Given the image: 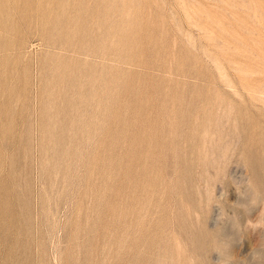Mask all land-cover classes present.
<instances>
[{
	"label": "rangeland",
	"instance_id": "374dc122",
	"mask_svg": "<svg viewBox=\"0 0 264 264\" xmlns=\"http://www.w3.org/2000/svg\"><path fill=\"white\" fill-rule=\"evenodd\" d=\"M0 264H264V0H0Z\"/></svg>",
	"mask_w": 264,
	"mask_h": 264
}]
</instances>
